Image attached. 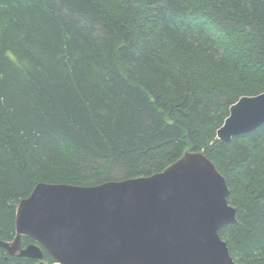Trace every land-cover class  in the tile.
I'll return each instance as SVG.
<instances>
[{
	"label": "trees",
	"instance_id": "trees-1",
	"mask_svg": "<svg viewBox=\"0 0 264 264\" xmlns=\"http://www.w3.org/2000/svg\"><path fill=\"white\" fill-rule=\"evenodd\" d=\"M261 93L264 0H0V241L38 183L146 177L203 151L237 210L220 237L264 264V124L216 138ZM0 264L53 261L0 248Z\"/></svg>",
	"mask_w": 264,
	"mask_h": 264
},
{
	"label": "water",
	"instance_id": "water-1",
	"mask_svg": "<svg viewBox=\"0 0 264 264\" xmlns=\"http://www.w3.org/2000/svg\"><path fill=\"white\" fill-rule=\"evenodd\" d=\"M264 124V93L239 98L216 131L228 143ZM229 188L203 151L162 172L95 186L38 183L15 212L9 256L53 264H240L219 230L236 224ZM34 244L21 247V238Z\"/></svg>",
	"mask_w": 264,
	"mask_h": 264
},
{
	"label": "rangeland",
	"instance_id": "rangeland-1",
	"mask_svg": "<svg viewBox=\"0 0 264 264\" xmlns=\"http://www.w3.org/2000/svg\"><path fill=\"white\" fill-rule=\"evenodd\" d=\"M237 219V218H236ZM238 220V219H237Z\"/></svg>",
	"mask_w": 264,
	"mask_h": 264
}]
</instances>
